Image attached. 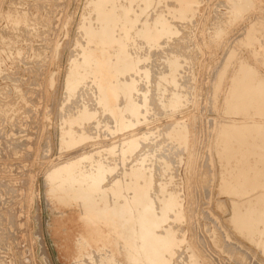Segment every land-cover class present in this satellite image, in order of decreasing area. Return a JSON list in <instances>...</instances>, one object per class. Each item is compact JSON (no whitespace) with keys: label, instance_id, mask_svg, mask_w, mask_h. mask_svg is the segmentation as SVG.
Here are the masks:
<instances>
[{"label":"rangeland","instance_id":"1","mask_svg":"<svg viewBox=\"0 0 264 264\" xmlns=\"http://www.w3.org/2000/svg\"><path fill=\"white\" fill-rule=\"evenodd\" d=\"M93 1L0 0V264H78L79 262V264L81 262L85 264L84 260L87 261L86 264H92L94 260L96 264L132 263L129 257L132 259L133 255L122 242L119 243L117 253L118 255L127 254L128 258L125 261H121L117 255H114L105 247H91L81 235H78L79 224L77 222V212L74 210H65L64 215H62L64 216L65 230L56 231L55 225L61 219V212L55 209V204L53 205L52 201L54 198L52 197H56L54 189L56 188L55 191L58 190L57 187L60 181L53 182L54 180L50 176L58 168L66 166L65 163L71 164V162H74V159L75 163L79 161L78 169L75 170L79 179H76L79 180V183L84 182L78 184L81 189L76 185L71 192L69 185H65L66 189L64 187L63 196L69 197L68 199H71L72 195L74 198L88 197L87 195L96 197V190L94 191L93 188L91 190L92 179H86L85 175H87L86 177H91L92 174L96 175L97 168L99 169L102 165H104V170L107 169L106 171H108H104L106 173L105 180H109L108 177H110V180L102 184L103 189H101L103 191L101 190V194L104 193L106 198L108 197V201L114 198L110 202L112 207L125 201L131 203L132 198L138 194L139 197L141 196L140 199L143 200L144 205L154 201L153 204L159 206L157 208L154 205L158 211L155 210L158 214L159 211L162 214L164 210L163 203L168 201L170 195L172 194L175 198L178 197L176 200H178L179 210L182 211L179 220L181 221V218H183L182 221L180 222L174 213H169V217L173 215L171 216L172 219L168 220L169 224L166 222L168 225L166 223L165 226L163 225L166 229L162 227V231H159L162 234L164 233L165 236L177 238L176 241L179 242L174 257L167 256L169 260L167 258L166 264H195V258H197L199 264H264V148H262L264 144L262 143L264 142V104H262L264 103V91L259 92V90L264 89V0H249L251 2H248V0H149L148 8L141 0H135L132 4H128L131 3V0L119 1L118 12L121 14L126 9H130V20H133V22L135 19L137 20V25L129 33L132 35H130L131 39L129 35L126 39V35L121 32V29L116 31V34L118 33L116 37L124 39V48L122 51L117 48L111 51L112 63L119 62V65H122L123 62L127 64L129 62V64H133L134 69L136 68L133 73L125 74L124 77L123 75L119 76L114 81L120 92L118 101L121 99L116 106L118 107L119 104V107H121L120 114L125 119L126 125L130 126V128H124L125 130L121 128L118 120L110 115V109L103 98V91L99 90L98 81L92 73L94 70L92 66H95L96 62L90 58L95 46L94 44L90 46L88 34L91 28L92 32H98L99 25H101L100 19L94 12L93 3L95 1ZM243 2L246 3L242 4ZM238 10L241 14L244 12L239 17L237 15ZM160 22L163 24L161 25ZM165 27L172 33L170 35L163 34L164 36L158 39V35L164 33ZM250 30L251 35L249 34ZM145 32L149 33L150 39L144 38ZM132 41H135V43ZM116 51L120 52L117 53ZM79 53L81 54L78 55ZM170 54L172 57L169 56ZM76 57L80 58L76 59ZM82 60L83 62L88 61V67L84 65L85 62L83 63ZM78 61L80 64L82 62V65ZM139 68L141 69L139 70ZM137 70L139 71L136 72ZM141 70L144 71L141 72ZM165 71L168 72L165 74ZM80 72L82 73L80 74ZM74 76L80 82L77 79L75 80ZM245 76L247 78H244ZM252 77L253 79H251ZM126 81L130 86L135 85V88L141 90L140 93L136 90L132 93L133 95L129 94L126 91L128 90L127 86H129ZM78 83L80 85H73ZM232 90L235 98L234 95L232 96ZM142 91L144 92L142 93ZM166 92H168V95ZM260 94L261 96H259ZM163 96L168 101H165ZM169 100H174L173 105ZM125 101L126 108L124 107ZM136 103L139 105H136ZM162 103L166 104L163 105ZM248 104L250 105L248 106ZM101 105L104 106L103 109ZM136 107L140 110L137 111ZM164 107L166 108L164 109ZM238 107L245 112L238 110ZM79 110H82V117ZM151 110L153 114L150 113ZM141 113L144 116H141ZM71 114L75 119L70 116ZM86 118L91 124L88 125L89 122ZM127 119L131 121H127ZM182 122L183 124H181ZM135 124L136 126H134ZM176 124L177 127L174 126ZM240 124H243L242 127L245 128L246 126L249 129L248 133H246L247 129L242 128ZM118 126L119 128H117ZM251 126L253 129H251ZM178 127L184 129L185 136L183 131L179 132L178 135V130L181 131V128ZM83 128L85 129L83 130ZM171 128L177 133L171 135ZM254 128L258 131L255 130L254 132ZM250 129L255 135L253 138ZM73 130L76 132L75 134ZM227 131H230L231 134ZM232 132H234V135ZM83 133L87 138L83 136ZM145 133H147L145 137H150L148 138L149 141L144 140L143 134ZM89 134L92 138L87 136ZM235 135H238V137ZM137 136H139L137 141L140 142L139 144L142 147L139 146L138 152L136 151L137 153L135 152L133 155L122 156L121 150L122 147L125 148L124 142L127 144L128 141L137 139ZM256 136L258 141H255L257 140ZM230 143L233 146H230ZM252 143H255V145L251 146ZM234 145H237L238 149ZM258 145L262 146L259 147ZM111 146L116 147L113 149ZM115 149L116 152L119 151L118 154L115 153ZM233 149L237 151H235L237 154ZM88 153H94L98 156L104 155V157H99L101 160L98 156L95 157L94 154L90 156L91 154ZM112 153L115 155L113 156ZM148 153V156L145 155ZM108 154L113 157L110 158ZM137 155L141 158L136 157ZM244 155L247 156V159L251 158L249 159L251 162L247 159L246 162ZM89 156L92 160L88 159ZM136 158L137 163L135 162ZM106 159L108 160L106 161ZM223 159H229V162ZM254 159H258L259 162L253 161ZM88 160L92 163L98 161V164H92L89 161L87 166L82 163L87 164ZM116 160H119L117 164ZM91 164L92 166H90ZM115 164L119 168H115ZM88 167H93L91 170L88 169L91 172L86 171ZM126 167L129 169H126ZM145 167L146 170H144ZM242 168L245 174L241 170ZM125 169L128 171L126 172ZM94 170L95 172L92 173ZM78 171L81 175L77 173ZM114 171H117L116 174ZM82 174H85V180ZM230 174H233V176ZM232 177L233 179H230ZM260 179L262 180L260 181ZM86 180H90V183ZM233 180H236V182ZM110 182L115 185L109 186ZM50 183L57 187L54 186L52 189L53 185ZM243 183L245 186H243ZM259 187L261 188L259 189ZM239 189L241 190L239 191ZM72 192L77 193L75 194L76 197ZM117 192H119L118 195ZM248 192H251V195ZM142 196H145L146 199H143ZM243 200L246 203L245 205L241 203L244 202ZM239 204L244 206L241 208ZM189 206H192V209ZM141 208L142 206L138 207L137 211L140 212ZM237 210L238 214L236 213ZM137 211H135V214H137ZM242 213L247 215L245 216ZM234 223L238 224L233 226ZM238 225L239 227H237ZM168 230L170 233H167ZM74 241L76 247H73ZM74 248H76L75 256ZM192 254L194 257H192ZM135 258L141 264L139 258ZM170 260L171 263H169Z\"/></svg>","mask_w":264,"mask_h":264},{"label":"bare ground","instance_id":"2","mask_svg":"<svg viewBox=\"0 0 264 264\" xmlns=\"http://www.w3.org/2000/svg\"><path fill=\"white\" fill-rule=\"evenodd\" d=\"M93 1V0H92ZM95 1V2H94ZM93 2V9L95 10H93L94 12H96V15H97V17L100 19V23H101V25H99L100 26V28H99V30H98V32H92L91 31V29H89L90 30V33L88 34V36H89V43H90V46H92L91 44H94V46H95V48H94V50H93V52L91 53V60L93 59V60H95V66H92V67H94V70H93V72L92 73H94V76H95V79H97V81H98V83L97 82H95V83H97V86H98V88H99V90L100 91H103V98H104V101L106 102V104H107V106L109 107V111H110V115H112L113 117H115V119H117L118 120V123H119V125L121 126V128H130V126H127L126 125V123H125V119H123V116L120 114V111L119 110H121V107H119V104H118V107L120 108H118L117 106H116V104H117V102H119L118 101V99H119V96H120V92H119V89L117 88V85H115L114 84V81L116 80V79H118V77L119 76H122L123 75V77H124V75L125 74H128V73H133V71H135L136 70V68L134 69V67H133V64L131 65V64H129V62H128V64L127 63H125V62H123L122 63V65H119V62H117V60H116V62L117 63H112V55H111V51L112 50H114V49H119L120 51H122L123 50V48H124V43H123V40L121 39V38H118V37H116V35H118V33L116 34V31L119 29H121V32L124 34V35H126V39H127V36L129 35V38H130V35L131 34H129L133 29H134V27L137 25V20L135 19V21L133 22V20H130V18H131V16H130V9H126L123 13L121 12V14H120V12H118V3H119V1H121V0H94ZM125 1V0H124ZM135 0H131V3H128V4H132L133 2H134ZM160 1V0H159ZM183 1V0H182ZM242 1V0H241ZM128 2V1H127ZM138 2V1H137ZM141 2H143V4H145V6H146V8H148L147 7V4L149 3V0H141ZM178 2V1H177ZM176 2V3H177ZM181 2V1H180ZM179 2V3H180ZM238 2V1H237ZM248 2H251V1H249L248 0ZM121 3H123V2H121ZM178 3V4H179ZM184 3V2H183ZM191 3V2H190ZM235 5H236V3L235 2H233ZM241 3V2H240ZM246 3V2H245ZM244 2L242 3V4H245ZM92 4V3H91ZM140 4V3H139ZM238 4V3H237ZM183 5V4H182ZM185 5V4H184ZM122 6V5H121ZM121 6H120V8H121ZM130 6V5H129ZM152 6V5H151ZM176 6V5H175ZM186 6V5H185ZM237 6V5H236ZM235 6V7H236ZM243 6V5H242ZM247 6V5H246ZM124 7V6H123ZM172 7H173V5H172ZM238 7V6H237ZM240 7V6H239ZM252 7V6H251ZM127 8V7H126ZM131 8V7H130ZM140 8H141V6H140ZM175 8H177V7H175ZM182 8H184V7H182ZM187 8V7H186ZM134 9V8H133ZM136 9V8H135ZM138 9V8H137ZM171 9H174V8H171ZM189 9V8H188ZM241 9H242V7H241ZM245 9V8H244ZM243 9V10H244ZM248 9V8H247ZM246 9V10H247ZM138 10H143V9H138ZM234 10V9H233ZM236 10V9H235ZM245 10V11H246ZM121 11H122V8H121ZM145 11V10H144ZM143 11V12H144ZM147 11V10H146ZM164 11V10H163ZM174 11H177V10H175L174 9ZM182 11V10H181ZM135 12V11H134ZM137 12V11H136ZM167 12V11H166ZM185 12V11H184ZM138 13V12H137ZM244 13V12H243ZM242 13V14H243ZM171 14V13H170ZM181 14V13H180ZM186 14V13H185ZM240 14H241V12L238 10L237 11V15H238V17L240 16ZM241 14V15H242ZM138 15H139V13H138ZM141 15V14H140ZM161 15V14H160ZM163 15V14H162ZM173 15V14H172ZM187 15V14H186ZM129 16H130V18H129ZM159 16V15H158ZM164 16V15H163ZM235 16V15H234ZM133 17H135V16H133ZM97 18V19H98ZM159 18V17H158ZM237 18V17H236ZM139 19V18H138ZM167 20H169V19H167ZM140 21V20H139ZM160 21V20H159ZM262 21V20H261ZM142 22V21H141ZM165 22V21H164ZM218 22H219V20H218ZM218 22H217V24H218ZM159 23V22H158ZM158 23H157V25H158ZM161 23V22H160ZM214 23H215V21H214ZM143 24H144V22H143ZM145 24H147V23H145ZM163 23H161V25H162ZM140 25V24H139ZM142 25V24H141ZM151 25V24H150ZM149 25V27H153V25H151L150 26ZM171 25V24H170ZM146 26V25H145ZM156 26V25H155ZM154 26V27H155ZM166 26V25H165ZM172 26V25H171ZM138 27V26H137ZM148 27V26H147ZM148 27V28H149ZM157 27V26H156ZM218 28V27H217ZM216 28V29H217ZM251 28V27H250ZM98 29V28H97ZM142 29V28H141ZM151 29V28H150ZM176 29V28H175ZM214 29H215V27H214ZM95 30V29H94ZM136 30V29H135ZM143 30V29H142ZM140 31V30H139ZM157 31V30H156ZM142 32V31H141ZM176 32H177V30H176ZM122 33H120V34H122ZM170 33H172V31L170 32V30L169 29H167L166 27L164 28V33H160V35H158V39H160L161 37H163L164 35H170ZM136 34H137V32H136ZM136 34H135V36H136ZM159 34V33H158ZM164 34V35H163ZM174 34V33H173ZM250 35H251V30H250V33H249ZM141 35V34H140ZM152 35H154V34H152ZM249 35V36H250ZM132 36V35H131ZM134 36V37H135ZM121 37V36H120ZM133 37V38H134ZM137 37V36H136ZM155 37V36H154ZM129 38H128V40H129ZM144 38L145 39H150V36H149V33L148 32H145V34H144ZM152 38V37H151ZM250 38V37H249ZM252 38V37H251ZM125 39V40H126ZM131 39V38H130ZM184 39V38H183ZM127 40V41H128ZM136 40V39H135ZM156 40V39H155ZM246 40H247V38H246ZM251 40V39H250ZM131 41V40H130ZM248 41H249V39H248ZM133 42V41H132ZM141 42V41H140ZM130 43V42H129ZM133 43H135V41L133 42ZM137 43V42H136ZM78 44V43H77ZM150 44V43H149ZM152 44H155V43H152ZM248 45H251V44H248ZM126 46V45H125ZM160 46V45H159ZM129 47V46H128ZM130 47H131V45H130ZM151 47V46H150ZM156 47V46H155ZM132 48H133V46H132ZM152 48H153V46H152ZM183 48V47H182ZM92 49V48H91ZM125 49H126V47H125ZM180 49V48H179ZM134 50H135V48H134ZM89 51V50H88ZM88 51H87V53H88ZM120 51H118V52H120ZM85 52V51H84ZM117 52V51H116ZM117 52V53H118ZM130 52V51H129ZM123 53V52H122ZM131 53V52H130ZM163 53H165V52H163ZM185 53V52H184ZM81 53H79L78 55H80ZM89 54V53H88ZM125 54V53H124ZM156 54V53H155ZM167 54V53H166ZM171 54L173 55V53L171 52ZM169 55V56H171L172 57V55ZM183 54V53H182ZM232 54V53H231ZM84 55V54H83ZM128 55H129V53H128ZM180 55V54H179ZM119 56V55H118ZM159 56V55H158ZM163 57H164V55H162ZM166 57H167V55H165ZM178 56V55H177ZM230 56V55H229ZM232 56V55H231ZM114 57H115V55H114ZM149 57V56H148ZM156 57V56H155ZM176 57V56H175ZM42 58V57H41ZM77 58H80V57H76V59ZM84 58H86V57H84ZM120 58H122L121 56H120ZM123 58H124V56H123ZM141 58H143V57H141ZM146 58V57H145ZM153 58V57H152ZM170 58V57H169ZM183 58V57H182ZM230 58H232V57H230ZM88 59V58H87ZM118 59V58H117ZM124 59H126V58H124ZM135 59V58H134ZM150 59V58H149ZM156 59V58H155ZM159 59V58H158ZM166 59V58H165ZM177 59V58H176ZM75 60V59H74ZM84 60H86V59H84ZM89 60V59H88ZM127 60V59H126ZM136 60V59H135ZM134 60V61H135ZM142 60V59H141ZM164 60V59H163ZM169 61H170V59H168ZM178 60H179V58H178ZM134 61H133V63H134ZM137 61V60H136ZM140 61V60H139ZM143 61V60H142ZM142 61H140V62H142ZM146 61V60H145ZM155 61V60H154ZM183 61V60H182ZM75 62H77V61H75ZM79 62V61H78ZM82 62H83V60H82ZM82 62H81V64H80V62H79V64L80 65H82ZM85 62V63H84ZM83 63H84V65H88L89 63H88V61L86 62V61H84ZM91 62H93V61H91ZM166 62V61H165ZM173 62V61H172ZM179 62H180V60H179ZM87 63V64H86ZM182 63V62H181ZM181 63H180V65H181ZM167 64V63H166ZM73 65H76V64H73ZM79 65V66H80ZM93 65V64H92ZM76 66H78V65H76ZM90 66V65H89ZM88 67V66H87ZM86 67V68H87ZM172 67V66H171ZM183 67V66H182ZM72 68H74V67H72ZM77 68V67H76ZM75 68V69H76ZM82 68V67H81ZM85 68V67H84ZM83 68V70H85ZM147 68V67H146ZM145 68V69H146ZM78 69V68H77ZM141 68H139V70H140ZM170 69V68H169ZM242 69V68H241ZM245 69V68H244ZM87 70V69H86ZM139 70H137L136 72H138ZM147 70V69H146ZM149 70V69H148ZM246 70H250V69H246ZM78 71V70H77ZM77 71H75V72H77ZM82 71V70H81ZM88 71V70H87ZM144 71V70H143ZM142 70H141V72H143ZM152 71V70H151ZM172 71V70H171ZM135 72V73H136ZM148 72V71H147ZM146 72V73H147ZM168 71H165V74L167 73ZM224 72V71H223ZM239 72H241V71H239ZM247 72H249V71H247ZM246 72V73H247ZM78 73V72H77ZM77 73H75V74H77ZM82 72H80V74H81ZM86 73V72H85ZM149 73H152V72H149ZM159 73V72H158ZM242 73V72H241ZM244 73V72H243ZM245 73V74H246ZM252 73V72H251ZM153 74V73H152ZM164 74V75H165ZM249 74H250V72H249ZM253 74V73H252ZM251 74V75H252ZM73 75V74H72ZM71 75V76H72ZM83 75V74H82ZM87 75V74H86ZM137 75V74H136ZM149 75V74H148ZM159 75V74H158ZM158 75H157V77H158ZM168 75V74H167ZM166 75V76H167ZM179 75V74H178ZM251 75H250V77H251ZM76 76V75H75ZM74 76V78H75V80L77 79L76 77ZM132 76V75H131ZM133 76H134V74H133ZM180 76V75H179ZM243 76V75H242ZM78 77V76H77ZM90 77V76H89ZM149 77H151V76H149ZM162 77V76H161ZM256 77V76H255ZM72 78V77H71ZM83 78V77H82ZM91 78V77H90ZM128 78V77H127ZM127 78H126V80H127ZM130 78V77H129ZM141 78V77H140ZM164 78V77H163ZM234 78V77H233ZM239 78V77H238ZM244 78H247V76H245ZM141 79H143V78H141ZM235 79V78H234ZM251 79H253V77L251 78ZM257 79V78H256ZM74 80V79H73ZM72 80V82H74ZM78 81H79V79H77ZM80 80H81V78H80ZM84 80H86V79H84ZM88 80V79H87ZM91 80H92V78H91ZM158 80V79H157ZM239 80V79H238ZM237 80V81H238ZM250 80V79H249ZM77 81V82H78ZM82 81V80H81ZM118 81V80H117ZM136 81V80H135ZM236 81V82H237ZM241 81V80H240ZM247 81V80H246ZM259 81V80H258ZM80 82V81H79ZM86 82V81H85ZM89 82V81H88ZM90 82H92V81H90ZM122 82H124V81H122ZM127 82V81H126ZM137 82V81H136ZM155 82L156 83H158L156 80H155ZM169 82V81H168ZM235 82V83H236ZM239 82V81H238ZM244 82V81H243ZM256 82V81H255ZM263 82V81H262ZM262 82L260 83V85L262 84ZM76 83V82H75ZM93 83V82H92ZM128 83V82H127ZM135 83V82H134ZM85 84H87V83H85ZM119 84V83H118ZM122 84H124V83H122ZM172 84V83H171ZM175 84V83H174ZM238 84V83H237ZM236 84V85H237ZM244 84H246L245 82H244ZM251 84V83H250ZM253 84V83H252ZM264 84V83H263ZM73 85H80L79 83L78 84H73ZM84 85V84H83ZM94 85V84H93ZM93 85H92V87H93ZM128 85H129V83H128ZM137 85H138V82H137ZM163 85V84H162ZM179 85V84H178ZM242 85V84H241ZM86 86V85H85ZM96 86V85H95ZM139 86V85H138ZM171 86V85H170ZM234 86V85H233ZM244 86V85H243ZM84 87V86H83ZM87 87V86H86ZM158 87V86H157ZM159 87L161 88V85L159 84ZM165 87V86H164ZM166 87H168V86H166ZM251 87V86H250ZM255 87V86H254ZM254 87H253V89H254ZM260 87V86H259ZM76 88V87H75ZM75 88H74V90H75ZM80 88H81V86H80ZM95 88V87H94ZM93 88V89H94ZM127 88H128V90H126V91H128L129 92V94H132L134 91H136V90H138V88L136 89L135 88V85H132V86H127ZM140 88V87H139ZM169 89H170V87H168ZM172 88V87H171ZM233 88V87H232ZM236 88V87H235ZM238 88H240V87H238ZM252 88V87H251ZM87 89V88H86ZM85 89V90H86ZM179 89V88H178ZM237 89V88H236ZM235 89V90H236ZM250 89V88H249ZM69 90V89H68ZM144 91H145V89H143ZM175 90V89H174ZM255 90H256V88H255ZM90 91V90H89ZM88 91V93H90ZM96 91V90H95ZM99 91V92H100ZM121 91V90H120ZM139 91V90H138ZM141 91V90H140ZM140 91H139V93H140ZM144 91H142V93L144 92ZM249 91V90H248ZM264 91V89L263 90H259V92H263ZM71 92V91H70ZM149 92H150V90H149ZM175 92V91H174ZM235 92V91H234ZM238 92V91H237ZM247 92V91H246ZM250 92V91H249ZM252 92V91H251ZM81 93V92H80ZM87 93V94H88ZM91 93H92V91H91ZM126 93V92H125ZM138 93V92H137ZM141 93V94H142ZM162 93V92H161ZM168 92H166V94H167ZM171 93V92H170ZM232 93H233V90H232ZM242 93V92H241ZM85 94H86V91H85ZM85 94H84V97H85ZM96 94H98V93H96ZM146 94V93H145ZM152 94V93H151ZM176 94V93H175ZM237 94V93H236ZM245 95H246V93H244ZM252 94V93H251ZM89 95V94H88ZM101 95V94H100ZM99 95V96H100ZM133 95V94H132ZM159 95V94H158ZM168 95V94H167ZM177 95H179V94H177ZM234 95V93L232 94V96ZM243 95V94H242ZM244 95V96H245ZM252 95H254V94H252ZM251 95V96H252ZM98 96V95H97ZM135 96V95H134ZM133 96V97H134ZM154 96V95H153ZM165 96V95H164ZM163 96V99L165 100L166 98ZM169 96H171V94H169ZM173 96V95H172ZM180 96V95H179ZM183 96V95H182ZM240 96V95H239ZM259 96H261V94L259 95ZM138 97V96H137ZM150 97V96H149ZM149 97H147L148 99H150ZM166 97H168V96H166ZM174 97V96H173ZM256 97V96H255ZM127 98V97H126ZM131 98V97H130ZM136 98V97H135ZM143 98V97H142ZM153 98V97H152ZM162 98V97H161ZM172 98V97H171ZM234 98H235V95H234ZM238 98V97H237ZM240 98V97H239ZM139 100H140V98H138ZM147 99V100H148ZM157 99V98H156ZM155 99V100H156ZM169 99V98H168ZM174 99H177V98H174ZM243 99V98H242ZM248 99V98H247ZM64 100V99H63ZM99 100V99H98ZM103 100V99H102ZM135 100V99H134ZM133 100V101H134ZM138 100V101H139ZM159 100H160V97H159ZM252 100H253V98H252ZM251 100V101H252ZM260 100V99H259ZM76 101V100H75ZM149 101V100H148ZM163 101V100H162ZM165 101H168V100H165ZM164 101V102H165ZM171 103L172 102H174V100L172 101V100H169ZM179 101V100H178ZM242 101V100H241ZM249 101H250V99H249ZM80 102V101H79ZM130 102V101H129ZM137 102V101H136ZM140 102V101H139ZM154 102V101H153ZM176 102V101H175ZM237 102V101H236ZM78 103V102H77ZM101 103V102H100ZM100 103H99V105H100ZM102 103H104V102H102ZM120 103V102H119ZM134 103V102H133ZM132 103V104H133ZM141 103H142V100H141ZM148 103H150V102H148ZM166 103H168V102H166ZM166 103H162L163 105H165ZM255 103H256V101H255ZM98 104V103H97ZM158 104V103H157ZM161 104V105H162ZM237 104V103H236ZM242 104V103H241ZM244 104V103H243ZM262 104H264V103H262ZM75 105V104H74ZM121 105V104H120ZM122 105H123V103H122ZM125 105H126V101H125V104H124V107H125ZM128 105V104H127ZM135 105V104H134ZM133 105V106H134ZM136 105H139V104H137L136 103ZM142 105V104H141ZM150 107H151V105L150 104H148ZM159 105V104H158ZM167 105H170V104H167ZM171 105H173V103L171 104ZM170 105V106H171ZM175 105V104H174ZM238 105V104H237ZM250 104H248V106H249ZM79 106V105H78ZM102 106V105H101ZM129 106V105H128ZM154 106V105H153ZM241 106V105H240ZM243 106H245V105H243ZM242 106V108H245V107H243ZM247 106V105H246ZM80 107V106H79ZM82 107V106H81ZM85 107V106H84ZM123 107V106H122ZM127 107V106H126ZM125 107V108H126ZM131 107V106H130ZM141 107V106H140ZM72 108H74V107H72ZM83 108V107H82ZM104 108V106H102V109ZM106 108V107H105ZM129 108V107H128ZM166 107H164V109H165ZM167 108H169V107H167ZM171 108V107H170ZM239 108V107H238ZM237 108V109H238ZM248 108V107H247ZM71 109V108H70ZM89 109V108H88ZM124 109V108H123ZM132 109V108H131ZM138 109L139 108H137L136 107V110L138 111ZM246 109V108H245ZM258 109V108H257ZM256 109V110H257ZM259 109H260V107H259ZM82 110H84V109H82ZM82 110H79L80 112L82 111ZM140 110V109H139ZM150 110V109H149ZM168 110V109H167ZM238 110H240V108L238 109ZM69 111V110H68ZM73 111V110H72ZM84 111H86V110H84ZM89 111V110H88ZM123 111V110H122ZM169 111V110H168ZM170 111H171V109H170ZM240 111H242V109L240 110ZM78 112V111H77ZM87 112V111H86ZM89 112H91V111H89ZM105 112H106V110H105ZM127 112V111H126ZM132 112V111H131ZM131 112H130V114H131ZM141 112V111H140ZM147 112V111H146ZM242 112H245V111H242ZM69 113V112H68ZM122 113V112H121ZM129 113V112H128ZM150 113H152V110H151V112ZM74 114V113H73ZM78 114V113H77ZM76 114V115H77ZM82 112H81V117H82ZM153 114V113H152ZM67 115V114H66ZM78 115H80V114H78ZM77 115V116H78ZM93 115V114H92ZM91 115V116H92ZM96 115V114H95ZM132 115V114H131ZM144 116V114L143 113H141V116ZM147 115V114H146ZM70 116H72L73 117V115L71 114ZM69 116V117H70ZM75 116V115H74ZM111 116V117H112ZM134 116H136V115H134ZM140 116V115H139ZM140 116V117H141ZM86 117H88L87 115H86ZM96 117V116H95ZM128 117V116H127ZM138 117V116H137ZM146 117V116H145ZM74 118V117H73ZM72 118V119H73ZM83 118H85V117H83ZM90 118V117H89ZM92 118V117H91ZM130 118V117H129ZM133 118V117H132ZM67 119H69V118H67ZM75 119V118H74ZM77 119V118H76ZM87 119V121H88V118H86ZM146 119H148V118H146ZM145 119V120H146ZM70 120V119H69ZM78 120H80V119H78ZM89 120H91V119H89ZM94 120V119H93ZM93 120H92V122H93ZM129 119H127V121H128ZM134 120V119H133ZM132 120V121H133ZM138 120V119H137ZM142 120V119H141ZM68 121V120H67ZM71 121V120H70ZM69 121V122H70ZM129 121H131V120H129ZM143 121V120H142ZM73 122V121H72ZM80 122V121H79ZM89 122V121H88ZM134 122V121H133ZM246 122V121H245ZM76 123V122H75ZM128 123V122H127ZM130 123V122H129ZM142 123V122H141ZM69 124V123H68ZM82 124V123H81ZM84 124V123H83ZM89 124H91L90 122L88 123V125ZM137 124V123H136ZM136 124L134 125V126H136ZM181 124H183V122L181 123ZM70 125V124H69ZM73 125V124H72ZM133 125V124H132ZM139 125V124H138ZM241 125V124H240ZM243 125V124H242ZM242 125H241V127H242ZM79 126V125H78ZM85 126H86V124H85ZM97 126V125H96ZM95 126V127H96ZM133 126V127H134ZM174 126H176L177 127V124L176 125H174ZM180 126V125H179ZM248 126V125H247ZM71 127V126H70ZM77 127V126H76ZM82 127V126H81ZM80 127V128H81ZM175 127V128H176ZM252 127V126H251ZM250 127V128H251ZM262 127V126H261ZM261 127H259V128H261ZM72 128V127H71ZM79 128V129H80ZM117 128H119V126L117 127ZM174 128V129H175ZM179 128V127H178ZM181 128V127H180ZM179 128V129H180ZM184 128H185V125H184ZM242 128H244V127H242ZM245 128H246V126H245ZM244 128V129H245ZM258 128V127H257ZM85 128H83V130H84ZM187 129V128H186ZM185 129V130H186ZM230 129V128H229ZM231 129H232V127H231ZM235 129V128H234ZM237 129L239 130V128L237 127ZM236 129V130H237ZM247 129V128H246ZM251 129H253V127L251 128ZM250 129V130H251ZM74 130H75V128H74ZM73 130V131H74ZM119 130V129H118ZM117 130V132H119ZM121 130V129H120ZM125 130V129H124ZM176 131H177V129H175ZM184 130V129H183ZM182 130V128H181V131H179L178 130V135H179V132H182L183 131ZM237 130V131H238ZM242 130V129H241ZM255 130H257V129H255L254 128V132H255ZM71 131V130H70ZM78 131V130H77ZM127 131V130H126ZM140 131H142V130H140ZM170 131V130H169ZM171 131H172V133H171V135H173V133H177V132H174L173 131V128H171ZM231 131V130H230ZM230 131H227L228 133L230 132ZM234 131V130H233ZM237 131H236V133H237ZM243 131V130H242ZM248 131H249V129H247V132L246 133H248ZM258 131V130H257ZM260 131H262V130H260ZM83 132H85V131H83ZM184 132L185 131H183V134H184ZM226 132V133H227ZM244 132V131H243ZM242 132V133H243ZM251 133L253 132L252 130L250 131ZM68 133V132H67ZM73 133V132H72ZM76 132L74 131V134H75ZM80 133V132H79ZM110 133H111V131H110ZM142 133V132H141ZM170 133V132H169ZM186 133V132H185ZM234 132H232V134H233ZM258 133V132H257ZM263 133V132H262ZM84 135V137H86V135H85V133H83ZM146 134L147 133H145V134H143L144 135V140H148V138H150V137H145L146 136ZM148 134H150V133H148ZM225 134V133H224ZM223 134V135H224ZM230 134H231V132H230ZM253 134V133H252ZM252 134H250V135H252ZM67 135V134H66ZM77 135H79L78 133H77ZM80 135H82V134H80ZM153 135V134H152ZM175 135V134H174ZM177 135V136H178ZM182 135V134H181ZM226 135V134H225ZM228 135V134H227ZM234 135V134H233ZM233 135H231V136H233ZM239 136H241L240 134H238ZM238 135H235L236 137H238ZM68 136V135H67ZM82 136V137H83ZM87 136H90V134L89 135H87ZM133 136V135H132ZM140 136V135H139ZM139 136H137V139H135V140H132V141H128L127 142V144H125V142H124V147L125 148H123L122 147V145H121V147H122V156H128V155H133L136 151L138 152V149H139V146H141L139 143L140 142H138L137 140L139 139L138 137ZM150 136V135H149ZM184 136H185V134H184ZM82 137H80V138H82ZM176 137V136H175ZM180 137V136H179ZM225 137H227V136H225ZM244 137H245V135H244ZM250 137V136H249ZM252 138L253 137H255V135L253 134V136H251ZM250 137V138H251ZM262 137V136H261ZM264 137V136H263ZM75 138V137H74ZM79 138V139H80ZM87 138V137H86ZM85 138V139H86ZM89 138V137H88ZM90 138H92L91 136H90ZM129 138V137H128ZM142 139H143V137H141ZM181 138V137H180ZM228 138L230 139V137L228 136ZM246 138V137H245ZM244 138V139H245ZM258 137L256 136V139H257ZM67 139V138H66ZM84 139V138H83ZM132 139H133V137H132ZM227 139V138H226ZM228 139V140H229ZM239 139V138H238ZM243 139V140H244ZM247 139H248V136H247ZM76 140V139H75ZM74 140V141H75ZM131 140V139H130ZM151 140V139H150ZM236 140V139H235ZM249 140V139H248ZM248 140H246L247 142H248ZM64 141H65V139H64ZM67 141V140H66ZM69 141H72V140H69ZM81 142H82V140H80ZM85 141V140H84ZM149 141V140H148ZM232 141H233V139H232ZM238 141V140H237ZM242 141V140H241ZM255 141H258V139L257 140H255ZM144 142H146V141H144ZM143 142V143H144ZM251 142V141H250ZM252 142H253V140H252ZM65 143V142H64ZM246 143V142H245ZM244 143V144H245ZM249 143V142H248ZM248 143H246L247 145H248ZM256 143H258V142H256ZM262 143H264V142H262ZM261 143V144H262ZM74 144V143H73ZM225 144V143H224ZM231 144V143H230ZM235 144V143H234ZM241 144V143H240ZM251 144V143H250ZM253 144L255 145V143H252V145L251 146H253ZM64 145V144H63ZM66 145H67V143H66ZM143 145V144H142ZM228 145V144H227ZM114 146V145H113ZM225 146V145H224ZM229 146V145H228ZM230 146H233L232 144L230 145ZM229 146V147H230ZM235 146V145H234ZM237 146V145H236ZM235 146V147H236ZM243 146V145H242ZM257 146V145H256ZM259 146V145H258ZM260 146H262V145H260ZM259 146V147H260ZM112 147V146H111ZM116 147V146H115ZM114 147V148H115ZM118 147V146H117ZM142 147V146H141ZM140 147V148H141ZM226 148H227V146H225ZM235 147H234V149H235ZM239 147H240V145H239ZM244 147H247V146H245L244 145ZM109 148V147H108ZM113 148V147H112ZM113 148V149H114ZM248 148V147H247ZM262 148H264V144H263V147ZM261 148V149H262ZM117 149V148H116ZM116 149H115V153H117L118 154V152H116ZM225 149V148H224ZM230 149V148H229ZM228 149V150H229ZM233 149V150H234ZM236 149H238L237 147H236ZM250 149V148H249ZM249 149H247V150H249ZM111 150V149H110ZM109 150V151H110ZM227 150V149H226ZM231 150V149H230ZM256 150V149H255ZM255 150H253V151H255ZM94 151V150H93ZM105 151V150H104ZM104 151H101V152H104ZM108 151V152H109ZM232 151V150H231ZM236 150H234V152H235ZM239 151V150H238ZM111 152H112V150H111ZM136 152V153H137ZM226 152V151H225ZM228 152V151H227ZM233 152V151H232ZM237 152V151H236ZM235 152V154H237ZM242 152V151H241ZM248 152V151H247ZM256 152V151H255ZM110 153V152H109ZM222 153H223V151H222ZM249 153H250V151H249ZM253 153V152H252ZM257 153V152H256ZM88 154H91V153H88ZM94 154V153H93ZM93 154H91L90 156H93ZM96 154H97V152H96ZM102 154V153H101ZM113 154V153H112ZM141 154V153H140ZM228 154V153H227ZM233 154V153H232ZM241 154H244V153H241ZM246 154V153H245ZM259 154V153H258ZM85 155H87V154H85ZM84 155V156H85ZM95 155V154H94ZM110 154H108V156H109ZM115 154H113V156H114ZM145 155H149V153L148 154H145ZM254 155H255V153H254ZM83 156V155H82ZM83 156V157H84ZM88 156V155H87ZM90 156H89V158L88 159H91L90 158ZM96 156H98V155H95V157ZM102 156V155H101ZM101 156H98V158L99 157H101ZM106 156V155H105ZM113 156H111V157H113ZM119 156V155H118ZM121 156V157H122ZM150 156H151V154H150ZM227 156V155H226ZM231 156V155H230ZM241 156V155H240ZM261 156H262V152H261ZM81 157V156H80ZM102 157H104V155L102 156ZM107 157V156H106ZM110 157V156H109ZM110 157V158H111ZM136 157H140V156H136ZM142 157H143V155H142ZM220 157V156H219ZM232 157V156H231ZM230 157V158H231ZM86 158V157H85ZM85 158H83V159H85ZM94 158V157H93ZM120 158V157H119ZM133 158V157H132ZM141 158V157H140ZM144 158H145V156H144ZM222 158H224V157H222ZM225 158H228V157H225ZM234 158V157H233ZM241 158H242V156H241ZM254 158V157H253ZM262 158V157H261ZM74 159V158H73ZM72 159V160H73ZM76 159H77V157H76ZM79 159V158H78ZM87 159V158H86ZM85 159V160H86ZM94 159H96V158H94ZM99 159H101V158H99ZM104 159V158H103ZM123 159V158H122ZM128 159V158H127ZM126 159V160H127ZM131 159V158H130ZM134 159V158H133ZM148 160H149V158H147ZM194 159V158H193ZM220 159H221V157H220ZM232 159V158H231ZM244 159H245V161H246V159H247V156L245 157V155H244ZM249 159H251V158H248L247 160H249ZM263 159V158H262ZM80 160V159H79ZM82 160V159H81ZM92 160V159H91ZM98 160V159H97ZM102 160V159H101ZM108 159H106V161H107ZM120 161H121V159H119ZM118 160V161H119ZM125 160V159H124ZM123 160V161H124ZM132 160V159H131ZM141 160V159H140ZM219 160V159H218ZM222 160V159H221ZM224 161H227L228 160V162H229V159H227V160H225V159H223ZM233 160V159H232ZM240 160V159H239ZM243 160V159H242ZM84 161V160H83ZM89 161L90 160H88V162H87V164H85V162H82V163H84V165H87L88 166V163H89ZM93 161H95V160H93ZM99 161V160H98ZM97 161V162H98ZM104 161H105V159H104ZM117 160H116V164H117V162H118ZM128 161V160H127ZM126 161V162H127ZM137 158H136V163H137ZM231 161V160H230ZM250 161V160H249ZM253 161H258V159L257 160H253ZM69 162H71V161H69ZM76 161H75V159H74V162H71V164H67V163H65V165L66 166H63V167H61V168H58L56 171H54L53 173H52V175L50 176V178L52 179V180H54L53 182H57V181H60V184H59V186L57 187L56 185H53V184H51V185H53L51 188L53 189V187L54 186H56L57 187V191H55L56 190V188L54 189V192H56V197H52V198H54V200L52 199V201H53V205L55 204V209H58L61 213H60V215H61V219L59 220V222H58V224H56L55 226H56V231H64L65 230V221H64V216H62V215H64V212H65V210L66 209H70V210H74V211H76L77 212V222H78V224H79V233H78V235H81L83 238H84V240L91 246V247H93V248H98V247H105V248H107V249H109L114 255H117L119 258H120V260L121 261H125V260H127V258H128V256H127V254H123V255H118V253H117V249L119 248L118 246H119V243L120 242H122L123 243V245L125 246L126 245V247L127 248H129V250L131 251V255H133V258L132 259H130V257H129V260H131V262L132 263H130V261H129V263L130 264H139V261H138V259H136L135 257H138L139 258V260L141 261V264H166L167 263V258H168V260H169V257H167V256H169V255H171L170 256V258H172V256L175 254V250H176V248L177 247H179L178 245H179V242L178 241H176V239L174 238V237H169V236H165V234L163 235L162 234V232H159V231H162L161 229H162V227H164L167 223L169 224V222H168V220L170 221V219H172L171 218V216H173V215H171L170 217L168 216L169 215V213H174L175 214V217L176 218H178V220L180 219L179 217H181L180 216V214H181V212L182 211H180L179 210V204H178V200H176L178 197L176 196V198L175 197H173V195L171 196L170 195V197H169V199H168V201L166 202V203H163V206L159 203V205H161L162 207H164V210H163V212H162V214H160L161 212L159 211V214H158V210L156 209V207L154 206V205H156V204H153V202L152 203H148V204H143L142 203V201H141V199H140V197H139V195L138 194H136L135 196H134V198H132V201H130L131 203H129L128 201H123L124 203H122L121 202V204L119 203V205L118 206H113L112 207V203H110L111 201H108V197L106 198V196L104 195V193L103 194H101L102 192H101V190L103 189V187H102V184L105 182V181H108L109 182V180H110V177H108V175H107V177L109 178V180H105L106 178H105V172H108V171H106V170H104V168H103V166L104 165H102L99 169L97 168V173H96V175H94V174H92L93 176H91V177H86L87 175H85V174H82L83 175V178H84V175H85V178L86 179H92L91 181V190H93L94 189V191L96 190V194H97V196L96 197H94V196H89V195H87L88 197H76L75 196V194H77V193H73L74 194V196L76 197V198H74L73 197V195H72V198L71 199H68L69 197V195L67 194V197L68 198H66V197H64L63 196V190H64V187H65V185H69V190H70V192L72 191V190H74L75 189V186L77 185L78 186V184H80L81 182L83 183L84 181H81L80 183H79V180H77L76 178H78V175L76 174V172H75V170L76 169H78L77 167L79 166V161H77L78 163H75ZM96 162V163H97ZM101 162H103V161H101ZM109 162V161H108ZM111 162V161H110ZM125 162V161H124ZM134 162V163H135ZM150 162V161H149ZM166 162V161H165ZM227 162V163H228ZM236 162H238V161H236ZM241 162V161H240ZM243 162V161H242ZM247 162V161H246ZM245 162V163H246ZM251 162V161H250ZM259 162V161H258ZM257 162V163H258ZM81 163V162H80ZM90 163H92L91 161H90ZM93 163H95V162H93ZM92 163V164H93ZM95 163V164H96ZM100 163V162H99ZM105 163H107V162H105ZM142 163V162H141ZM146 163V162H145ZM226 163V162H225ZM249 163V162H248ZM256 163V162H255ZM256 163V164H257ZM92 164L90 165V166H92ZM98 164V163H97ZM108 164V163H107ZM107 164H105V165H107ZM115 164V165H116ZM127 164V163H126ZM125 164V165H126ZM143 164V163H142ZM232 164V163H231ZM241 164V163H240ZM81 165H83V164H81ZM80 165V166H81ZM110 165V164H109ZM108 165V166H109ZM162 165V164H161ZM166 165V164H165ZM227 165V164H226ZM229 165V164H228ZM227 165V166H228ZM262 165V164H261ZM108 166H106V167H108ZM134 166V165H133ZM158 166H159V164H158ZM167 166V165H166ZM166 166H165V168H166ZM243 166V165H242ZM253 167H254V165H252ZM259 166H260V164H259ZM264 166V165H263ZM82 167V166H81ZM86 167V166H85ZM84 167V168H85ZM94 167V166H93ZM93 167H91V168H87L86 169V171L88 170V169H92ZM112 167V166H111ZM119 168L117 165L115 166V168ZM128 167H130V166H128ZM128 167H126V169L128 168ZM136 167V166H135ZM138 167V166H137ZM136 167V168H137ZM147 167V166H146ZM146 167H145V169L144 170H146ZM169 167V166H168ZM241 167V166H240ZM113 168V167H112ZM114 168V169H115ZM121 168V167H120ZM134 168V167H133ZM141 168V167H140ZM142 168H143V166H142ZM151 168H153V167H151ZM161 168V167H160ZM191 168V167H190ZM244 168V167H243ZM241 169V170H243L244 171V169ZM256 168H259V167H256ZM125 169V171L127 172L128 170H126ZM129 169V168H128ZM139 169V168H138ZM159 169V168H158ZM252 169V168H251ZM254 169V168H253ZM252 169V170H253ZM263 169V168H262ZM84 170V169H83ZM90 170H88V171H90ZM136 170V169H135ZM140 170V169H139ZM149 170H150V168H149ZM165 170V169H164ZM239 170V169H238ZM240 170V171H241ZM257 170V169H256ZM259 170V169H258ZM260 170H261V168H260ZM264 170V169H263ZM79 171H80V169H79ZM79 171L77 172L78 174H80L81 173V171H80V173H79ZM105 171V172H104ZM118 171V170H117ZM116 171V172H117ZM239 171V172H240ZM262 171V170H261ZM260 171V172H261ZM91 172V171H90ZM95 172V170L92 172V173H94ZM115 172V171H114ZM116 172H115V174H116ZM132 172V171H131ZM147 172H149V171H147ZM159 172V171H158ZM225 172H227V171H225ZM259 172V173H260ZM85 173H87V172H85ZM122 173H123V171H122ZM121 173V174H122ZM152 173V172H151ZM157 173V172H156ZM236 174H237V171L235 172ZM241 173V172H240ZM255 173V172H254ZM77 175V177H76V175ZM88 174V173H87ZM111 174H112V172H111ZM142 174V173H141ZM140 174V175H141ZM145 174V173H144ZM155 174V173H154ZM236 174L234 175L235 177H236ZM244 174H245V171H244ZM258 174V173H257ZM256 174V175H257ZM264 174V173H263ZM81 175V174H80ZM90 175V174H89ZM136 175H138V174H136ZM149 175V174H148ZM228 175V174H227ZM230 175H232L233 176V174H230ZM240 175V174H239ZM255 175V174H254ZM255 175V176H256ZM260 175V174H259ZM128 176V175H127ZM142 176V175H141ZM241 176V175H240ZM239 176V177H240ZM261 176H262V174H261ZM119 177V176H118ZM148 177V176H147ZM254 177V176H253ZM81 178V177H80ZM85 178H84V180H85ZM258 178V177H257ZM260 178V177H259ZM51 179H49V180H51ZM79 179V178H78ZM118 179V178H117ZM121 179V178H120ZM155 179V178H154ZM230 179H233V177L232 178H230ZM236 179V178H235ZM248 179V178H247ZM254 179V178H253ZM56 180V181H55ZM83 180V179H82ZM114 180H116L115 178H114ZM113 180V181H114ZM124 180H126V179H124ZM147 180V179H146ZM237 180V179H236ZM236 180H233V181H235L236 182ZM238 180H240V179H238ZM246 180V179H245ZM244 180V181H245ZM262 179H260V181H261ZM87 181V180H86ZM85 181V182H86ZM89 181V183H90V180H88ZM87 181V182H88ZM112 181V182H113ZM117 181H119V180H117ZM148 181V180H147ZM152 181H153V179H152ZM171 181V180H170ZM232 181V182H233ZM241 181V180H240ZM244 181H242V182H244ZM247 181V180H246ZM258 181V180H257ZM52 182V183H53ZM112 182H110L111 184H109V186L110 185H113L112 184ZM122 182V181H121ZM128 182V181H127ZM131 182H132V180H131ZM173 182V181H172ZM229 182H230V180H229ZM234 182V183H235ZM249 182V181H248ZM106 183V182H105ZM104 183V184H105ZM134 183V182H133ZM140 183V182H139ZM149 183V182H148ZM153 183V182H152ZM234 183H232V184H234ZM54 184H56V183H54ZM85 184V183H84ZM117 184V183H116ZM123 184V183H122ZM159 184H161V183H159ZM162 184H163V182H162ZM161 184V185H162ZM165 184V183H164ZM236 184V183H235ZM241 184V183H240ZM249 184H250V182H249ZM251 184H252V182H251ZM254 184V183H253ZM58 185V184H57ZM87 185V184H86ZM115 185V184H114ZM113 185V186H114ZM142 185V184H141ZM140 185V186H141ZM154 185H155V183H154ZM239 185V184H238ZM238 185H237V187H238ZM82 186V185H81ZM88 186V185H87ZM165 186V185H164ZM234 186V185H233ZM233 186H231V187H233ZM242 186V185H241ZM243 186H245V184L243 183ZM250 186V185H249ZM260 186V185H259ZM83 187V186H82ZM89 187V186H88ZM105 187H107V186H105ZM116 187V186H115ZM132 187H134L133 185H132ZM131 187V188H132ZM137 187V186H136ZM149 187V186H148ZM162 187V186H161ZM160 187V188H161ZM166 187V186H165ZM235 187V186H234ZM77 188V187H76ZM78 188H80L81 189V187H79L78 186ZM77 188V189H78ZM84 188V187H83ZM82 188V190H84ZM93 188V189H92ZM102 188V189H101ZM111 188H113V187H111ZM111 188H110V191H111ZM126 188V187H125ZM168 188V187H167ZM251 188H252V186H251ZM256 188H258V187H256ZM261 187H259V189H260ZM65 189H66V187H65ZM68 189V188H67ZM86 189H88L87 187H86ZM116 189V188H115ZM133 189V188H132ZM159 189V188H158ZM234 189V188H233ZM236 189V188H235ZM245 189V188H244ZM247 189H248V187H247ZM81 190V191H82ZM123 190V189H122ZM146 190V189H145ZM237 190V189H236ZM241 189H239V191H240ZM53 191V190H52ZM59 191H62V192H59ZM65 191H68V190H65ZM80 191V190H79ZM87 191V190H86ZM103 191V190H102ZM105 191H106V189H105ZM116 191V190H115ZM129 191V190H128ZM245 191H246V189H245ZM244 191V192H245ZM252 191H254V190H252ZM58 192V193H57ZM144 192V191H143ZM237 192V191H236ZM243 192V193H244ZM67 193H69V192H67ZM87 193V192H86ZM89 193V192H88ZM91 193H92V191H91ZM108 193V192H107ZM112 193V192H111ZM116 193V192H115ZM118 193L119 192H117V195H118ZM241 194H242V192H240ZM249 193V192H248ZM251 193V192H250ZM249 193V194H250ZM254 193V192H253ZM58 194V195H57ZM70 194V193H69ZM83 194V193H82ZM85 194V193H84ZM83 194V195H84ZM114 194V193H113ZM140 194V193H139ZM145 194V193H144ZM149 194H150V191H149ZM167 195L169 194V193H166ZM236 194V193H235ZM65 195V194H64ZM70 195V196H71ZM79 195V194H78ZM129 195H130V193H129ZM141 195V194H140ZM162 195V194H161ZM164 195V194H163ZM177 195V194H176ZM251 195V194H250ZM55 196V195H54ZM82 196V195H81ZM128 196V195H127ZM133 196V195H132ZM131 196V197H132ZM156 196V195H155ZM175 196V195H174ZM231 196H233V195H231ZM253 196H254V194H253ZM111 197V196H110ZM124 197V196H123ZM130 197V198H131ZM143 197V196H142ZM148 197V196H147ZM151 197H153L152 195H151ZM162 197V196H161ZM161 197H160V199H161ZM234 197V196H233ZM238 197V196H237ZM125 198H127V197H125ZM124 198V200H126ZM129 199V198H128ZM143 199H146L145 198V196L143 197ZM148 199V198H147ZM150 199V198H149ZM152 199V198H151ZM166 199V198H165ZM179 199H180V197H179ZM239 199V198H238ZM237 199V200H238ZM241 199H242V197H241ZM240 199V200H241ZM123 200V199H122ZM130 200V199H129ZM246 200V199H245ZM249 200H250V198H249ZM117 201V200H116ZM145 202H146V200H144ZM160 201H162V200H160ZM181 201V200H180ZM244 201V200H243ZM164 202V201H163ZM80 203V204H79ZM118 203V202H117ZM181 203V202H180ZM241 203H243L244 205L246 204L245 203V201L244 202H241ZM183 204V203H182ZM242 204V205H243ZM243 205V206H244ZM140 206H142V210L140 211V212H138L137 211V209H138V207H140ZM157 206V205H156ZM243 206H241V204H239V207H243ZM159 206H157V208H158ZM161 207V208H162ZM190 207V206H189ZM192 207V206H191ZM190 207V208H191ZM157 211H156V210ZM180 209H181V206H180ZM192 209V208H191ZM190 209V210H191ZM135 211H137V214H135ZM161 211H162V209H161ZM236 211V210H235ZM234 211V212H235ZM58 212V211H57ZM188 213V212H187ZM237 214H238V210H237V212H236ZM235 214V213H234ZM243 214V213H242ZM243 215H245V214H243ZM242 215V216H243ZM247 215V214H246ZM245 215V216H246ZM183 216V215H182ZM235 216V215H234ZM241 216V217H242ZM168 217H169V219H168ZM248 217V216H247ZM174 218V217H173ZM175 218V219H176ZM238 218H239V216H238ZM243 218V217H242ZM174 219V220H175ZM182 219L183 218H181V221H182ZM246 219H248V218H246ZM173 220V221H174ZM239 220V219H238ZM180 221V220H179ZM178 221V222H179ZM180 221V222H181ZM262 221V220H261ZM167 222V223H166ZM172 222V221H171ZM176 222V221H175ZM237 222V221H236ZM239 222H241L240 220H239ZM243 222V221H242ZM248 222V221H247ZM166 223V224H165ZM165 224V225H164ZM167 224V225H168ZM176 224V223H175ZM235 224H238V223H234V225L233 226H235ZM240 224V223H239ZM263 224V223H262ZM164 225V226H163ZM173 224H171V226H172ZM232 225V224H231ZM264 225V224H263ZM170 226V225H169ZM168 226V227H169ZM170 226V227H171ZM169 227V228H170ZM173 227H175L174 225H173ZM237 227H239V225L237 226ZM165 228V227H164ZM166 229V228H165ZM174 229H176V228H174ZM171 230H173V229H171ZM177 230V229H176ZM176 230H174V231H176ZM173 231V232H174ZM264 231V230H263ZM178 232H179V230L177 231V236H178ZM161 233V234H160ZM165 233H166V231H165ZM167 233H170L169 232V230H168V232ZM171 234H172V232H171ZM77 235V236H78ZM167 235V234H166ZM170 235V234H169ZM175 236V235H174ZM179 238V237H178ZM76 240V239H75ZM82 241V240H81ZM179 241H180V239H179ZM86 242H84V243H86ZM180 243H182V242H180ZM76 245H77V243H76ZM181 245V244H180ZM222 245V244H221ZM226 245V244H225ZM86 246V245H85ZM73 247H76L75 246V241H74V243H73ZM78 247V246H77ZM225 247V246H224ZM102 249V248H101ZM178 249V248H177ZM96 250V249H95ZM90 251V250H89ZM120 251V250H119ZM125 251V250H124ZM78 252V251H77ZM102 253V252H101ZM122 253V252H121ZM128 253H130V252H128ZM75 254H76V248H74V256H75ZM105 254V253H104ZM87 255V254H86ZM91 255V254H90ZM130 255V254H129ZM198 255V254H197ZM93 256V255H92ZM97 256V255H96ZM95 257V256H94ZM98 257V256H97ZM100 257H103V256H100ZM174 257V256H173ZM192 257H194L193 256V254H192ZM205 257V256H204ZM207 257V256H206ZM205 257V258H206ZM80 258V257H79ZM86 258V257H85ZM96 258V257H95ZM105 258V257H104ZM114 258V257H113ZM78 259V258H77ZM100 259V258H99ZM98 259V260H99ZM200 259V258H199ZM240 259V258H239ZM75 260V259H74ZM73 260V261H74ZM102 260V259H101ZM78 261V260H77ZM77 261H75V262H77ZM79 261H80V259H79ZM100 261V260H99ZM105 261V260H104ZM108 261V260H107ZM242 261V260H241ZM84 262H85V264H86V260H84ZM94 262H95V260H94ZM92 263V264H96V263ZM188 262V261H187ZM80 263V262H79ZM78 263V264H79ZM98 263V262H97ZM169 263H171V260H170V262ZM194 263L195 264H199V261H197V258H195V260H194ZM204 263V262H203ZM244 263V262H243ZM75 264V263H74ZM81 264H82V262H81ZM88 264V263H87ZM111 264V263H110ZM190 264H193V263H190ZM210 264V263H209Z\"/></svg>","mask_w":264,"mask_h":264}]
</instances>
